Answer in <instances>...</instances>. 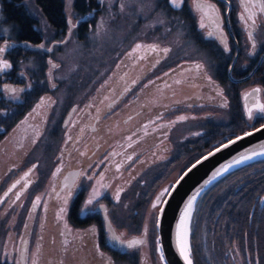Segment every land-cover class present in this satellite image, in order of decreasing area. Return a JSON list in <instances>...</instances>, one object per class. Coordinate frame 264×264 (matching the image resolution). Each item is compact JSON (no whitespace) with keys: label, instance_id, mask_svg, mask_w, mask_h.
Segmentation results:
<instances>
[{"label":"flooded vegetation","instance_id":"af4514ba","mask_svg":"<svg viewBox=\"0 0 264 264\" xmlns=\"http://www.w3.org/2000/svg\"><path fill=\"white\" fill-rule=\"evenodd\" d=\"M177 2L179 7H174L172 0H153L151 3L156 10L157 5L161 4L168 13L163 11L171 17V24L165 23V19L160 21L168 28L161 32H171V40L163 42L162 39L160 45L164 52L159 58L152 63L146 62L154 55L155 47L152 44L158 43L159 37L150 38L152 44L149 48L141 47L142 41L137 38L138 36L135 37L137 39L127 48L131 50V54L124 57L129 60L117 63L118 75L111 71L125 49L108 62L110 64L112 62L109 70L106 67L105 76L107 75L108 81L106 82V78L98 79V82L101 81L99 83L101 87L105 86L109 91L108 95L95 92L94 87L87 99L91 113L83 118L78 112L71 118L76 105L72 103L69 106L72 110L66 119L69 108L62 120L55 124L52 131L57 141L51 153L52 163L48 162L46 172L41 168L38 158L29 161L25 155L35 145L38 148L43 146L44 140L40 144L39 138L41 139L48 127L47 115L51 101L54 99L53 104L57 101V47L65 43L71 35L84 40L86 32H70L71 29L69 32L53 30L54 32H34L27 37H23L22 32H0V48L4 49L0 52V146L3 144L2 139L18 126L16 124L22 117H26L24 122L29 123L25 126L24 132L26 133V128L30 129L24 139H18L17 147L20 153L17 157L24 155V163L17 167V175L0 193V213L5 215L9 212L10 217L13 207H18L14 205L16 200L22 195L25 199L27 193L32 190L28 204L18 209V216L21 217L22 212L28 211L32 220H36L39 212L44 214L47 206H53L51 209L56 207L57 210L66 206L68 218L74 226L82 228L88 226V229L93 225L96 227V243L102 246L99 249L104 250L108 257L114 254L120 256L128 254L134 258L135 246L113 247L108 243L102 210L106 211L121 238L127 237L122 236L118 230L123 227V223H116L112 217L113 213H125L127 210L130 214L129 223L138 224L140 218L138 219L137 212L145 214L157 210V197H161L160 193L167 188L174 175L171 158L167 154L168 148L172 147L168 145L172 144L171 133L177 130L175 128L186 125L189 118L193 117L186 114L189 112L186 109L204 106L202 103H196L197 100H202L201 102L210 100L209 104L228 111L229 118L226 124H222V121H210L208 118L211 116H205L209 126L203 130L199 128L195 132L196 136L210 128L211 131L216 130L217 133H221V137H225L242 127L257 125L264 121L261 118L264 117V113L258 112L256 108L257 105H264V11H262L264 0H177ZM137 15L138 24L135 27L138 29L134 28L132 33L138 30L142 32L139 28L141 17L153 14ZM156 20L157 18L151 22L152 26L148 32H157ZM77 21L78 19L75 23ZM68 26L69 24L66 31ZM78 26L79 22L75 24V28ZM173 32L175 36L176 32H179V35L189 39L198 55L187 59L175 58L171 54L173 59L166 61L159 70L157 66L162 56H167L168 46H173L174 39H177L172 36ZM139 37L141 38V35ZM137 46L140 47L139 51L134 53ZM142 59L144 61H141ZM186 60L194 69L192 71L194 74L188 73L186 80H195L201 85L197 94L189 93L192 84L188 82L181 81V85L177 86L181 89H178L169 81L172 79L168 76L173 75V65L176 67L174 72L176 70L178 72L181 66L177 65ZM5 63L9 67L4 68ZM100 66H91L94 67L91 76L99 73ZM50 68L54 71L53 79H48L51 85L47 83V71ZM202 68L207 75L203 74ZM109 75L111 77H108ZM163 81L166 83H162ZM109 85L110 87H107ZM254 89L260 91L256 92ZM162 90L166 92L163 93ZM46 94H50L52 98L44 106ZM189 94L192 95L187 96ZM98 100L100 105L97 103ZM39 108H43L40 122L37 120L38 117H34L38 116ZM249 108L253 112L251 119L247 111ZM88 116L90 121H87ZM238 118L241 122L239 129L234 128V124L227 127L229 129L225 127L237 122ZM62 133L66 135L61 141ZM162 151L165 156L160 154ZM163 160L165 167L160 169L158 165ZM73 168L77 169V173L72 184L60 185L63 174ZM47 180L48 188L45 189L44 181ZM36 182L38 185L33 188ZM13 185L18 189L12 190ZM30 185L33 189H26ZM93 189H97L100 195L96 196L92 204L87 205L86 212L82 213L81 209L85 207V202ZM55 198L57 204L46 203ZM154 203L156 207H153ZM90 224L93 225L89 226ZM137 228L139 227H134L131 235L144 234L145 240L153 239L152 229L148 232L135 231ZM78 250L81 252L82 249L77 248L76 251ZM101 255H104L103 252Z\"/></svg>","mask_w":264,"mask_h":264},{"label":"rangeland","instance_id":"374dc122","mask_svg":"<svg viewBox=\"0 0 264 264\" xmlns=\"http://www.w3.org/2000/svg\"><path fill=\"white\" fill-rule=\"evenodd\" d=\"M72 1L73 0H63L64 17L70 20L68 22V24H71V27H69V29H71L70 32H76L74 22L76 19H79L83 16L86 24L89 22L88 25H86V28L83 29L86 32V36L84 40H80L77 36L71 35L65 43L57 47V101H55L53 104L54 99H52V104L47 115L48 127L44 132L41 131L43 132V136H41V139L39 138V141L41 144V142H43L42 140H44L43 146L38 148V146L35 145L34 148L31 149L30 152L28 151L29 153L26 152V154H28L25 155L26 160L29 161L38 158V161L41 163L40 166L43 170H45V172L48 169V162L50 164L52 163L51 153L53 152V147L56 145L57 141L54 138L52 128H54L56 123H59L62 120L69 106L72 103L76 104L71 114V118L78 114V112L79 114H82L84 118L88 115V113L92 112L90 109L91 106H89L87 103V99L88 94L94 87H96L95 92L108 95L109 91L105 89V86L101 87L99 84L101 81L98 82V79L106 78V82L108 81L107 75L105 76V72L109 70L112 65V62L111 64L108 63L111 60V56L113 58L116 54H119L125 49L124 54L122 56L120 55L121 58L117 60L114 65L115 68L111 71L118 75L117 72L119 68L116 69L118 66L117 63L125 59L129 60V58L124 57L131 54V50L127 48H129L130 44L132 45L134 43V40L139 38L143 43H141V47L149 48L152 44L150 42V38L159 37V42L152 44V46L155 47L154 55L152 56L153 59L151 58L150 60L146 61L147 63H152L159 58L161 53L164 52V48H161L160 45L162 39L163 42H166L171 38V32H161L162 30H166L168 28L164 26L165 24H161L160 22L162 19H165V23L168 22L171 24V17L163 10H154L153 6L151 5L153 0H99L97 11L89 12L87 15L75 14L72 10ZM24 5L27 11L35 17V26L39 29V32H54V29L47 22L46 18L34 3V0H24ZM138 13H147L148 15L151 13V15H153L144 18L141 15V21L139 22L141 26H139V28H141L142 32L138 30L137 32H133V34V29H138V27H135L138 24L136 21V18H138ZM145 18L147 20H145ZM156 18L157 28L155 30L157 32H148L152 26L151 22L155 21ZM178 22L182 24L180 20H178ZM178 22L175 21V23ZM153 25H155V23ZM66 27L63 32H66ZM179 28L182 29V27ZM0 32H12L10 23L4 21L1 13ZM178 33L179 32H176V36L173 35L174 32L172 33V36L177 38V42L174 39L173 46H168L169 52H167V56L163 55V58L161 57L162 59L157 66L159 70L165 65L166 61L173 59L172 55L175 58L184 57L187 59L198 55L197 50L191 45L189 39L184 38L185 36L183 37ZM139 35H141V38ZM161 36L163 38H161ZM45 44H47V42ZM139 48L140 47L136 48L134 53L139 51ZM141 61L144 60L142 59ZM90 63L93 64L90 65ZM106 63L108 64L106 65ZM142 64L143 63H141V65ZM188 64L191 63L186 60L183 61L181 65H177L181 66L178 72L177 70L174 72V68L176 67L173 65V75L168 76L172 78L169 81L173 82V86L176 87L181 85V81L188 82L189 84H192L190 87L191 91L189 93L197 94L198 90L200 91L201 89L200 83L191 79L186 80L188 73L194 74L192 72L194 70L193 66ZM91 66H100L98 69L99 73L91 76L94 69V67ZM198 68H200V66ZM199 70H201V68ZM203 71L204 68H202V72ZM53 72L54 71L52 68L47 71V83L49 85H51V81L48 82V79H53ZM203 74L207 75L204 72ZM108 77H111V75ZM164 81L162 83H166ZM110 85L107 87H110ZM177 88L181 89L179 87ZM164 90H162L163 93L166 92ZM192 94L187 96H191ZM51 98L52 97L50 94H46L43 105L46 106ZM99 100L97 101L98 105H100ZM222 100H224V97ZM201 101L197 100L196 103H202L204 106H199V108L198 106H194L186 109L189 111L186 112V114H188L189 117H193L189 118V121L186 123V125L184 124V126L175 128L177 130H174L172 131L173 133H171L172 144L168 145L172 147L168 148L167 154L171 158L170 161L171 166L173 167L172 169L174 175L180 170V168L184 165L185 160L190 155H186L189 150H181L184 148L181 143L184 140H187L188 142L191 137H195V134H197L195 132H197L199 128L203 130L209 126V123L206 122L207 119L205 116H211L208 118L210 121H222V124H226L228 121L229 115L227 114L228 111L225 112V108L221 109L219 107H214L212 104H209L211 102L210 100H205V103ZM214 104L217 103L214 102ZM37 114L38 116H33L38 117L37 120L40 122L43 115V108H39ZM199 116H202L201 119L197 118ZM25 118L22 117L16 124L18 126L15 129L13 128L14 131L12 130L9 135L2 139L3 144L0 146V193L2 192V189L4 190V188H6L17 175V167H21L19 165L24 163V155L22 157H17L20 153L17 143L19 140L24 139L27 131L30 132L29 128H26V133L24 132L25 126L29 124L27 121L24 122ZM87 121H90L89 116ZM232 125L234 128L239 129L241 126L239 118L237 122L225 127H231ZM226 128H224V130ZM186 129H189V131ZM63 130L66 132L65 129ZM188 132L189 135H187ZM214 133L217 134V131ZM101 134L105 135L106 133ZM62 135L61 141L64 139L66 134L62 133ZM186 147H190L188 143ZM33 151H35V153H32ZM160 154L165 156L164 151L160 152ZM164 167L165 161L163 160L161 161V164L158 165V168L162 169ZM44 183L45 189L48 188V180L46 182L44 181ZM37 185L38 182L34 184L33 188H36ZM33 188L30 185L26 189ZM11 189H18V187L15 185L14 188ZM31 191L32 190L27 193L25 199L22 195L16 200L14 205L16 204L18 207H13L10 217L8 215L9 212L5 213V215L0 213L1 260H6L10 264H20L18 258L20 242L22 241L23 236H25V247L21 264H130V259H132V256L130 255L118 258L115 256L108 257L104 253L103 249V251H101L99 248L102 246H99L96 243V227L93 224L89 225H93L90 227V229H88V226H85V228L74 226L68 218L66 206L63 208V211H61L59 208L57 210L56 207L55 209H51L53 206H47L44 214L39 212L38 218H36V220H32V216L31 214L29 215L30 212L28 211L22 212L21 217L18 216V209L21 208L22 205L26 206V204H28ZM56 200L57 198L54 200L51 199L50 201H46V203L51 202L52 205L57 204ZM3 205L4 202H2V206ZM155 214V211L154 213H142L141 217H139L140 223L138 224L137 222L129 223L130 214L127 210H125V213H113L112 217L116 223H123V227L120 229L118 228L122 236H129L131 235V231L134 229V227H139L137 228V231L144 230L148 232L149 229H152L154 226ZM42 215L44 216L41 217ZM37 219H39V221H37ZM131 226L132 228H130ZM152 240L153 239L149 241L146 239L145 242H142L138 247L135 248L136 257H134L133 260L136 261L137 264H163L159 257L158 251L156 250V244L154 247L152 245ZM77 248H81V252H79V250L76 251ZM102 252L104 255H101ZM228 258L227 264H243V259H241L240 255L237 256V254L234 252L232 253V256Z\"/></svg>","mask_w":264,"mask_h":264},{"label":"trees","instance_id":"16d2710c","mask_svg":"<svg viewBox=\"0 0 264 264\" xmlns=\"http://www.w3.org/2000/svg\"><path fill=\"white\" fill-rule=\"evenodd\" d=\"M98 1L73 0L72 10L77 15H87L89 12L97 11ZM34 3L54 31H64L67 21L63 13V0H34ZM161 6V4L157 5V8L168 13ZM0 13L4 21L10 23L12 32H22L23 37L39 32L35 26L36 19L27 11L24 0H0ZM88 23L86 24L85 19L79 21L76 32H85L83 29ZM246 128L248 127H242L228 135ZM215 131L209 128L202 134L191 137L187 142L189 148L186 147V141L181 143L184 147L181 150H189L186 155H190L180 170L201 152L222 139L221 133L215 134ZM262 195H264V159L237 167L206 188L195 203L190 222L189 240L193 263L227 264L228 257L234 252L237 256L240 255L243 264H264ZM136 214L139 219L142 212ZM152 231L154 247L156 244L154 226ZM127 255L114 254L116 258ZM131 258L130 264H137L134 258ZM0 264L10 263L0 259Z\"/></svg>","mask_w":264,"mask_h":264},{"label":"water","instance_id":"95a60500","mask_svg":"<svg viewBox=\"0 0 264 264\" xmlns=\"http://www.w3.org/2000/svg\"><path fill=\"white\" fill-rule=\"evenodd\" d=\"M71 110L72 108H69L65 119ZM245 133H251V135H245ZM237 137L242 138L237 139ZM232 141L235 142L232 143ZM217 149L219 150L217 151ZM259 159H264V121L249 129L225 137L221 142L189 162L179 172L167 188L171 194L160 197L161 202L158 203L155 214L156 248L163 264H185L178 247L177 226L180 223L181 216L184 215L187 202L195 197V199H192V206L185 219V226L181 229V240L186 242L190 259L192 264H194L191 257L189 235L191 217L197 199L206 188L227 172ZM76 173V168L67 170L61 178L60 185L66 183L70 186L75 179ZM178 180L179 183H177ZM161 208L163 211H160ZM102 214L111 245L128 247V242L130 241L136 240L140 241V243L143 241L144 235H131L124 239L120 238L123 243L112 239L113 236L118 235L104 209ZM24 243L25 239H22L19 251L20 261H22Z\"/></svg>","mask_w":264,"mask_h":264},{"label":"snow or ice","instance_id":"6c2138e0","mask_svg":"<svg viewBox=\"0 0 264 264\" xmlns=\"http://www.w3.org/2000/svg\"><path fill=\"white\" fill-rule=\"evenodd\" d=\"M173 2V6L174 7H179V3L177 2V0H172ZM262 11H264V8H262ZM251 18V17H250ZM203 27V25H201ZM209 35H212V33H209ZM250 38H251V33L249 34ZM139 47V46H137ZM254 47V45H253ZM4 49L0 48V52H2ZM165 51H167V49H165ZM4 68H7L9 67V65L7 63H5L3 65ZM199 67V66H198ZM254 91L258 92L260 91L259 89H254ZM258 112L260 113H264V105H257L256 106ZM248 115H249V118L251 119L252 118V109L249 108L248 110ZM262 119H264V117H261ZM181 119H183V117H181ZM245 135H251V133H245ZM242 137H237V139H241ZM235 141H232V143H234ZM225 147H227V145H225ZM219 149H217L218 151ZM211 155V153H210ZM206 158V157H205ZM197 163H199V161H197ZM193 167H195V165H193ZM181 179H183V177H181ZM177 183H179V180L177 181ZM15 185H13L14 187ZM170 195L171 193L168 192L167 189H165L163 192L160 193V196H164V195ZM69 195H71V193H69ZM100 195L99 191L97 189H93V192L90 194V197L89 199L85 202V207L81 209V212H86L87 210V205H90L92 204L93 200L96 198V196ZM119 196V193H117V198ZM39 199V198H37ZM192 199H195V197H193ZM192 199H190L188 202H187V206L184 210V215L181 216V219H180V223L178 224L177 226V242H178V247H179V250H180V255L183 257L184 261H185V264H192V261L190 259V255H189V249L187 248V245H186V242L182 241L181 240V229L184 228L185 226V219L186 217L188 216L189 214V209L191 208L192 206ZM160 198L159 196L157 197V203H160ZM153 207H156V203L153 204ZM61 211H63V209H61ZM160 211H163V209L161 208ZM112 239L116 240V241H120L121 243H123V241L120 240V237L119 236H113ZM137 243H140V241H136V240H133V241H130L128 242V247H132L134 244H137Z\"/></svg>","mask_w":264,"mask_h":264}]
</instances>
